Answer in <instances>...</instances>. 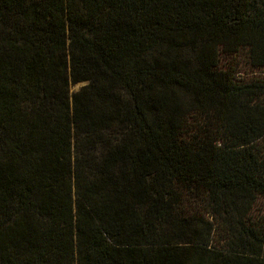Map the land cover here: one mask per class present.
<instances>
[{
  "label": "trees",
  "instance_id": "1",
  "mask_svg": "<svg viewBox=\"0 0 264 264\" xmlns=\"http://www.w3.org/2000/svg\"><path fill=\"white\" fill-rule=\"evenodd\" d=\"M241 51L264 0H0V264H264Z\"/></svg>",
  "mask_w": 264,
  "mask_h": 264
},
{
  "label": "rangeland",
  "instance_id": "2",
  "mask_svg": "<svg viewBox=\"0 0 264 264\" xmlns=\"http://www.w3.org/2000/svg\"><path fill=\"white\" fill-rule=\"evenodd\" d=\"M234 62L236 65H232L231 68L236 71V75H241L242 78H245L247 76H255L256 78L264 76V68H257L254 66L252 67L247 60L245 51H241L240 55L234 59ZM88 84L89 81L87 80L71 83L69 93L71 110L73 112L75 110H80L81 108H83L86 98H90L89 93L85 91ZM99 93L101 95H104L105 92L99 91ZM107 133L111 134L110 136L112 139L121 138V136L116 131L109 130L107 131ZM254 213L256 214V216H259L262 221H264V197L258 199L255 205Z\"/></svg>",
  "mask_w": 264,
  "mask_h": 264
}]
</instances>
